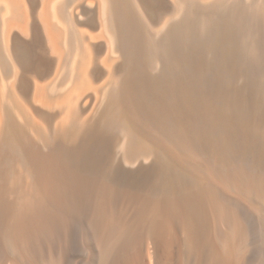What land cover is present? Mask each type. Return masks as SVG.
<instances>
[{"label": "bare ground", "instance_id": "1", "mask_svg": "<svg viewBox=\"0 0 264 264\" xmlns=\"http://www.w3.org/2000/svg\"><path fill=\"white\" fill-rule=\"evenodd\" d=\"M0 264H264V0H0Z\"/></svg>", "mask_w": 264, "mask_h": 264}, {"label": "rangeland", "instance_id": "2", "mask_svg": "<svg viewBox=\"0 0 264 264\" xmlns=\"http://www.w3.org/2000/svg\"><path fill=\"white\" fill-rule=\"evenodd\" d=\"M235 83L236 82H234L232 85H233V90L236 92V94H237V97H236V99H235V101L233 102V105L235 106L234 107V110L236 111V112H238L237 110H238V108H241V105H242V97L240 96V95H238V91L240 90V88H241V86H242V84H241V81L240 82H237L236 83V85H235ZM241 85H240V84ZM238 84V85H237ZM250 84H249V82H248V90H250ZM237 88V89H236ZM217 92H218V90H217ZM219 92H221L222 94H224L225 93V91L224 90H220ZM251 94H252V92H251ZM251 94L249 93V91H248V94H247V100H246V106H247V108H251L250 106H249V102L251 101ZM238 98V99H237ZM242 100V101H241ZM238 103V104H237ZM237 108V109H236ZM236 112H234V113H236Z\"/></svg>", "mask_w": 264, "mask_h": 264}]
</instances>
